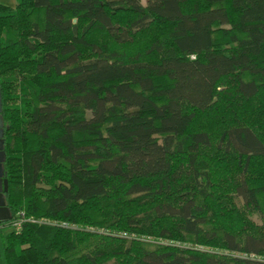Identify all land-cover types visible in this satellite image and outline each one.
<instances>
[{"label": "trees", "instance_id": "trees-1", "mask_svg": "<svg viewBox=\"0 0 264 264\" xmlns=\"http://www.w3.org/2000/svg\"><path fill=\"white\" fill-rule=\"evenodd\" d=\"M0 96L5 264H264V0L0 4Z\"/></svg>", "mask_w": 264, "mask_h": 264}, {"label": "water", "instance_id": "water-1", "mask_svg": "<svg viewBox=\"0 0 264 264\" xmlns=\"http://www.w3.org/2000/svg\"><path fill=\"white\" fill-rule=\"evenodd\" d=\"M0 111H1V96H0ZM2 139H3V122L0 117V224L7 223L12 218L5 202V194L7 192V179L2 166L5 155L3 151Z\"/></svg>", "mask_w": 264, "mask_h": 264}, {"label": "rangeland", "instance_id": "rangeland-1", "mask_svg": "<svg viewBox=\"0 0 264 264\" xmlns=\"http://www.w3.org/2000/svg\"><path fill=\"white\" fill-rule=\"evenodd\" d=\"M0 4L11 6L13 7L15 5V0H0ZM142 4H145V0H142ZM236 205L242 209L243 206V200L239 197H235L234 199ZM250 219L256 223L257 225L262 224L261 215L257 212H251L249 213ZM11 231V228L6 227H0V264H5L4 257H3V243L5 236Z\"/></svg>", "mask_w": 264, "mask_h": 264}, {"label": "built area", "instance_id": "built-area-1", "mask_svg": "<svg viewBox=\"0 0 264 264\" xmlns=\"http://www.w3.org/2000/svg\"><path fill=\"white\" fill-rule=\"evenodd\" d=\"M12 223H11V226H12V229H14L15 231H20L21 228H22V225L25 223V222H38V223H47V224H52V225H56L57 223L55 222H50V221H35L31 218H25L24 214L22 212H19L16 214L15 218L12 220H10ZM9 221V222H10ZM59 226H67L66 224H58ZM90 231H93V232H98V233H103V234H107V232H104L103 230H95V229H89ZM121 237H125V238H128V239H131V238H136L134 236H128L126 234H122ZM141 240L143 241H149V242H154V243H160V244H172L171 242H168V241H163V240H152L151 238H145V237H141ZM200 249V247H198Z\"/></svg>", "mask_w": 264, "mask_h": 264}, {"label": "crops", "instance_id": "crops-1", "mask_svg": "<svg viewBox=\"0 0 264 264\" xmlns=\"http://www.w3.org/2000/svg\"><path fill=\"white\" fill-rule=\"evenodd\" d=\"M15 5H16V0H15ZM15 5H14V6H15ZM14 6H13V7H14ZM10 7H11V6H10Z\"/></svg>", "mask_w": 264, "mask_h": 264}]
</instances>
